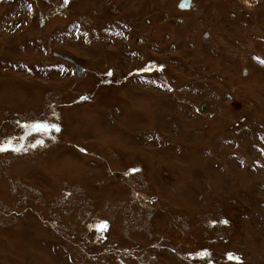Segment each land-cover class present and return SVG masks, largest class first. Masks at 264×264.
I'll return each mask as SVG.
<instances>
[{
    "label": "rangeland",
    "instance_id": "374dc122",
    "mask_svg": "<svg viewBox=\"0 0 264 264\" xmlns=\"http://www.w3.org/2000/svg\"><path fill=\"white\" fill-rule=\"evenodd\" d=\"M192 1L0 0V264H264V0Z\"/></svg>",
    "mask_w": 264,
    "mask_h": 264
},
{
    "label": "snow or ice",
    "instance_id": "6c2138e0",
    "mask_svg": "<svg viewBox=\"0 0 264 264\" xmlns=\"http://www.w3.org/2000/svg\"><path fill=\"white\" fill-rule=\"evenodd\" d=\"M187 4H188V0H185V2L181 6L182 7H186ZM262 62H264V61H262ZM52 127L53 128H56V130L59 131V128L56 125H52ZM5 147L6 146H0V151H4L5 150ZM233 258H235V257H232L231 255L229 256V259H233ZM236 259H238V258H236Z\"/></svg>",
    "mask_w": 264,
    "mask_h": 264
},
{
    "label": "water",
    "instance_id": "95a60500",
    "mask_svg": "<svg viewBox=\"0 0 264 264\" xmlns=\"http://www.w3.org/2000/svg\"><path fill=\"white\" fill-rule=\"evenodd\" d=\"M185 2V0H181V3L179 4L181 8H189V5L192 4L191 0H188V4L186 7H182L181 5ZM61 57L65 58V59H70L68 56L66 55H61ZM78 70L80 71L81 69L78 67Z\"/></svg>",
    "mask_w": 264,
    "mask_h": 264
}]
</instances>
